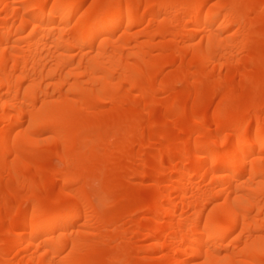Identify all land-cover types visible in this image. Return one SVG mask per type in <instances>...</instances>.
Here are the masks:
<instances>
[{
  "label": "bare ground",
  "instance_id": "obj_1",
  "mask_svg": "<svg viewBox=\"0 0 264 264\" xmlns=\"http://www.w3.org/2000/svg\"><path fill=\"white\" fill-rule=\"evenodd\" d=\"M0 264H264V0H0Z\"/></svg>",
  "mask_w": 264,
  "mask_h": 264
}]
</instances>
